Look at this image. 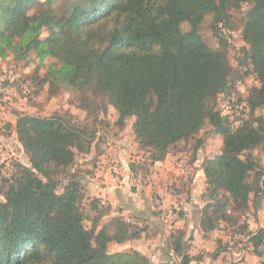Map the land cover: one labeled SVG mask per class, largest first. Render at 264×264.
<instances>
[{"label": "trees", "instance_id": "16d2710c", "mask_svg": "<svg viewBox=\"0 0 264 264\" xmlns=\"http://www.w3.org/2000/svg\"><path fill=\"white\" fill-rule=\"evenodd\" d=\"M244 4L251 5L245 54L260 84L248 99L255 110L264 107V0H0V56L22 61L35 55L46 68L40 84L51 94L62 88L90 92L113 107L120 128L135 119L136 139L152 164L190 140L199 150L198 136L209 123L224 138L222 152L204 165L200 225L209 233L236 224L233 214L245 215L252 195L256 207L264 197L261 175L252 178L257 163L252 155L243 158L264 144V123L247 121L233 130L217 110L233 71L223 46L210 47L200 33L208 16L225 23L229 11ZM15 129L31 167L16 164L2 185L0 264H153L138 251L109 252L110 244L140 240L147 229L118 217L98 230L110 210L100 201L92 203L99 214L86 226L77 172L58 193L57 176L75 165L77 155L91 152L95 131L61 116L30 115H20ZM248 236L253 253L262 256L264 231ZM188 242L184 231L171 234L168 249L181 260L167 264L200 260L189 255Z\"/></svg>", "mask_w": 264, "mask_h": 264}, {"label": "rangeland", "instance_id": "374dc122", "mask_svg": "<svg viewBox=\"0 0 264 264\" xmlns=\"http://www.w3.org/2000/svg\"><path fill=\"white\" fill-rule=\"evenodd\" d=\"M36 1L44 2L45 0ZM250 9V4H244L240 9L230 10L228 13L229 18L225 23H221L219 19L215 21L214 15H210L206 18L200 31L203 40L210 47L218 49L223 46L224 51L228 54L233 75L227 91L218 97L217 110L227 119L233 130L240 128L247 121L254 122L255 127L261 124V120L264 123V107L253 110L248 100L252 90L260 86L256 75L253 73L250 60L245 54L249 46L243 38V31ZM184 28L187 30V27ZM47 35L48 31L44 30L42 37L45 38ZM222 41L223 43H221ZM38 63L39 60L35 55H31L22 61L16 60L12 54L5 57L0 56V202H4L3 182L12 176L16 164L31 167L30 158L24 146L19 142L15 129L19 116L30 115L41 118L61 116L72 123H81L88 126L96 132L91 152L87 155H77L75 165L66 173L57 176V180L60 182L58 193L61 194L68 183V175L75 172L79 175L84 185L83 204L88 216L86 226L90 229L99 214V212L92 210L94 201H100L102 207L109 208V202H106L105 194L95 196L98 190L94 189L93 184L103 179L102 175H104L106 168H110L113 163L114 165L126 166L134 174L135 180H132L131 188L136 190V187L141 186L142 194H146L145 189L147 187H150L147 190L152 189V193H155L154 199L157 197L153 216L156 217L157 221L160 220L158 222L160 225H164V221L160 217L162 213L157 204L161 201V198H159L155 188L159 184L162 187L166 186L171 193L179 192L183 195L182 199L186 200L190 197V192L194 186L193 181L200 167L204 172L206 161L222 152L224 138L217 135L213 127L207 123L198 136V139L203 141L199 150H195L197 145L195 139L172 147L166 159L157 162L168 163L167 169L170 170L159 167L161 171L157 169L159 171L157 172L154 169L156 163L152 164L150 152L142 150L139 141L136 139L133 129L135 119L127 120L125 126L120 128L116 124L118 114L113 107L101 99L95 100L90 92L72 93L70 90L62 88L56 95L51 94L49 85L42 86L40 84V78L45 75L46 68L40 67ZM50 63V61H47L46 66ZM9 125H11V129L8 128ZM115 153H119L122 157L120 158L119 154L115 157ZM247 155H252L258 165L252 178L259 174L264 180V144L249 151L243 158ZM115 158L118 159L117 162ZM132 166L135 170L132 169ZM153 171L154 174L160 175V182L159 180H153L151 175ZM162 171L165 172L164 176H161ZM154 181H156V184L152 185ZM206 189L207 184L205 192ZM165 204L168 208V202ZM254 204V195H252L250 209L246 214H233L238 220L236 224H221L222 231L225 233V240L224 244L218 243V248L226 252H229V249L234 250L235 254H231V264H264V246L261 248L262 256L253 255V261H246L245 257L240 256L242 247L247 246L245 247L246 250L252 248L248 242V233H252L250 228L256 233L259 230L264 231V216L259 214L260 212L264 213V197L259 199L257 207ZM163 205V203L160 204V206ZM173 207L175 206L170 207L169 223L179 221L181 218L182 210L179 208L173 209ZM161 210L164 211V208ZM108 215H110V210L101 219L98 230L106 224H104V220ZM140 228L147 229L142 234V239L130 241L123 245L112 243V245L110 244L111 247L109 246V252L114 254L133 250L138 251L153 264H167L171 258L178 262L181 260L174 256L169 249L167 250L169 237L174 230L169 229V234L162 237L158 226H154L152 223L149 226L142 224ZM187 239L189 241L188 245L191 243L192 246L193 236L187 234ZM191 257H200V260L204 258L202 255ZM210 260L208 258V264L211 263ZM229 262L230 260H228ZM191 264L198 263L192 261Z\"/></svg>", "mask_w": 264, "mask_h": 264}, {"label": "crops", "instance_id": "0c3cea01", "mask_svg": "<svg viewBox=\"0 0 264 264\" xmlns=\"http://www.w3.org/2000/svg\"><path fill=\"white\" fill-rule=\"evenodd\" d=\"M118 154L119 153H115L114 156L116 157ZM118 156L120 158L122 157V155L120 154ZM115 159L117 162L118 159ZM168 166V163H156L154 165V169H159L161 171L160 168L162 167L163 169L170 170L167 169ZM157 172L159 171L157 170ZM113 174L116 176H114ZM151 175L153 180H159L160 175L154 174V171ZM164 175L165 172L162 171L161 176ZM102 176L103 179H101V181L98 183L95 182L93 186L96 191L98 190L95 193V196L105 194L106 202H109L108 206L110 208V215L105 218L104 224H108L112 218L119 216L131 222L133 225L139 227H141L142 224H146V226H149V224L152 223L154 226H158L162 237H164L165 234H169V229L172 231L174 230L173 233L175 231L181 230L190 236L192 235L194 238L192 246L190 245L191 243H189V245L191 246L189 255L204 256L203 259L196 261V263L208 264V258L211 259L210 264L232 263L231 254H235L234 250L229 249V252H226L225 250H219L218 248V243L224 244L223 242L225 240V233L222 231L223 227L221 226V228L218 230L206 233L200 225L202 217L201 211L206 206V202L203 200V194L206 187V177L201 167L198 171V174L196 175V178H194V186L192 187V190L190 192V197H188L186 200L182 199L183 195L179 192L171 193L170 190L166 188V186L162 187L159 184L155 188L157 194H159V198H161V201L157 202V204L160 208V212L162 213L160 214V217L164 221V225H160L158 223L160 220L157 221L156 217L153 216L154 205L156 204L155 199H157V197L154 199L155 193H152V189L147 190L150 187H147V189L144 188L146 190V194H142L141 186L136 187V190L131 188L130 185L131 183H133L132 180H135V176L126 166L114 165L113 163L110 168H106L104 175ZM155 184L156 181H154L152 185ZM166 202H168L169 204L168 208L166 207ZM161 203H163L164 205L160 206ZM172 206H175L173 207V209L179 208L180 210H182V213L179 221L176 220L172 221V223H169V211L170 207L172 208ZM162 208H164V211L161 210ZM165 208L167 209V211ZM259 214H261V216H264L263 212H260ZM252 230L253 229L250 228V231L255 234L256 231ZM245 247L247 246L242 247L240 256L242 258L245 257L246 261H253V255H255L252 251L253 249L248 248L246 250ZM228 260H230L229 263Z\"/></svg>", "mask_w": 264, "mask_h": 264}]
</instances>
